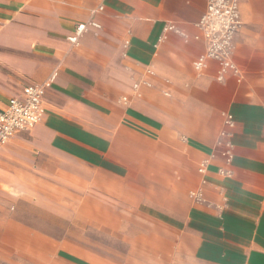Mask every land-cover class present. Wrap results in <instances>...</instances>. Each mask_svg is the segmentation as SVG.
<instances>
[{"label": "crops", "instance_id": "0c3cea01", "mask_svg": "<svg viewBox=\"0 0 264 264\" xmlns=\"http://www.w3.org/2000/svg\"><path fill=\"white\" fill-rule=\"evenodd\" d=\"M206 5L0 0V111L50 82L43 120L0 146V262L264 264V0H239L222 81L195 67Z\"/></svg>", "mask_w": 264, "mask_h": 264}, {"label": "built area", "instance_id": "2783aa9c", "mask_svg": "<svg viewBox=\"0 0 264 264\" xmlns=\"http://www.w3.org/2000/svg\"><path fill=\"white\" fill-rule=\"evenodd\" d=\"M240 22L239 0H207L206 9L198 23L204 32L207 46L205 53L195 62L196 69H202L208 60H216L220 63L218 80L222 81L229 71L239 73L231 53ZM89 27L99 29L101 25L95 21L78 24L70 41L77 43ZM167 28L174 29L175 26L169 25ZM49 86L50 82L29 85L23 97L11 98L6 109L0 111V146L10 141L17 133L28 131L43 120L46 113L44 96ZM226 124L229 127L234 125L233 115L226 116ZM225 134L226 131H223V135ZM196 197L199 199L201 194Z\"/></svg>", "mask_w": 264, "mask_h": 264}, {"label": "rangeland", "instance_id": "374dc122", "mask_svg": "<svg viewBox=\"0 0 264 264\" xmlns=\"http://www.w3.org/2000/svg\"><path fill=\"white\" fill-rule=\"evenodd\" d=\"M24 218L28 220L35 221L38 223V226L40 228H52L57 236H64V232L67 229V225L63 223L61 220H58L56 218H53L51 216H45L40 213L32 212L30 209H24ZM66 234V233H65ZM91 239L88 240V242L92 245L91 250H95V243H102V240H96V235L94 232H91ZM57 243L62 244V241H56ZM104 250L109 251L107 247H103ZM103 258H109L103 257ZM0 264H67L63 261L62 257L55 256V257H45V256H39V257H33L32 259H29L27 257H13L11 260H3L0 262ZM77 264V263H75Z\"/></svg>", "mask_w": 264, "mask_h": 264}]
</instances>
